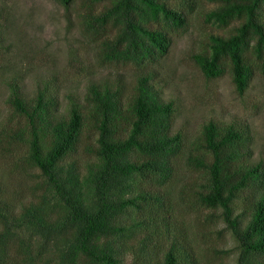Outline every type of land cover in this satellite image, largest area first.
I'll list each match as a JSON object with an SVG mask.
<instances>
[{"label":"trees","instance_id":"16d2710c","mask_svg":"<svg viewBox=\"0 0 264 264\" xmlns=\"http://www.w3.org/2000/svg\"><path fill=\"white\" fill-rule=\"evenodd\" d=\"M56 1L65 9L81 3L83 32L96 42L101 62L137 64L155 62L167 53L173 35L186 30L190 5V0H107L98 9L95 0ZM214 1L218 6L207 18L225 26L234 22L233 27L226 36H212L192 59L206 79L229 74L242 95L257 71L264 75V0ZM151 79L149 73L141 75L128 96L120 79L91 82L81 101L68 98L64 113L57 112V97L48 82L31 98L23 97L16 83L8 85L7 102L22 120L18 139L24 140L27 129L25 157L38 170L46 192L18 215L0 200V264H15L10 262L9 242L21 228L44 237L41 244L57 251V264H118L121 240L146 221L155 222L153 213L163 198L145 186H161L171 177L180 134L171 132L173 102L161 100ZM84 129L94 132L95 144L81 142ZM200 140L202 157H188L189 165L206 174L197 198L206 208L221 210L239 248L236 264H264V167L261 161L245 159L247 129L208 121ZM80 143L87 158L83 167L71 158ZM132 185L139 191L127 197ZM244 190L257 195L250 203L249 222L239 228L230 205ZM131 206L148 216L126 231L120 219ZM23 245L20 240L18 246ZM29 248L22 251L30 253ZM162 264L195 261L171 242Z\"/></svg>","mask_w":264,"mask_h":264},{"label":"rangeland","instance_id":"374dc122","mask_svg":"<svg viewBox=\"0 0 264 264\" xmlns=\"http://www.w3.org/2000/svg\"><path fill=\"white\" fill-rule=\"evenodd\" d=\"M95 1L98 9L108 5L107 0ZM217 6L214 0H190L186 30L173 35L167 53L155 62L137 64L104 63L97 58L96 42L83 32L80 16L84 8L79 1L65 9L56 0H0V200L18 215L22 207L40 200L46 192L38 170L25 157L27 129L24 140L17 136L22 120L15 117L7 102L10 83L17 84L23 97L31 98L48 82L57 97V112L64 113L68 98L81 101L91 82L120 79L123 95L128 96L137 78L149 73L161 100L174 104L171 132L180 134V150L172 160V175L166 183L141 185L160 193L162 204L153 213L154 223L146 221L128 238L118 240L122 244L118 264H162L171 242L189 253L195 264H236L237 241L221 210L206 208L197 198L206 174L189 165L188 157H202L200 133L208 121L220 126L234 123L248 131L247 162L261 161L264 167V75L257 71L239 95L229 74L206 79L194 63L192 55L205 48L212 36L231 32L234 22L225 26L207 18ZM262 12L264 20V8ZM95 138L94 132L84 129L81 142L95 144ZM81 145L71 158L83 167L87 158ZM205 158L208 160V155ZM138 187L132 185L127 197H134ZM256 195L244 190L233 199L231 218L239 228L249 222L250 203ZM48 197L52 199L51 194ZM129 209L120 219L126 231L137 219L148 216L136 207ZM17 236L9 242L11 263L57 264V251L42 245L44 237L30 228L18 229ZM19 239L23 247L18 246ZM26 245L30 253L22 251Z\"/></svg>","mask_w":264,"mask_h":264}]
</instances>
